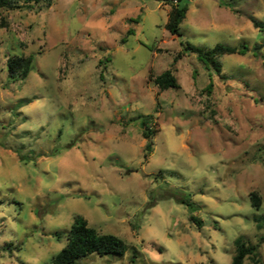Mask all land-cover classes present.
<instances>
[{"label": "clouds", "instance_id": "obj_1", "mask_svg": "<svg viewBox=\"0 0 264 264\" xmlns=\"http://www.w3.org/2000/svg\"><path fill=\"white\" fill-rule=\"evenodd\" d=\"M27 7L0 27V264H264V0Z\"/></svg>", "mask_w": 264, "mask_h": 264}, {"label": "rangeland", "instance_id": "obj_2", "mask_svg": "<svg viewBox=\"0 0 264 264\" xmlns=\"http://www.w3.org/2000/svg\"><path fill=\"white\" fill-rule=\"evenodd\" d=\"M28 1L29 0H25L24 4H21L19 2V0H15V2H17L18 5H20L22 8H20V9H14V10H8V15L7 16H5L3 13H0V27H8V28H10L17 21H24V20H26L28 18L27 12L30 11V9L27 7ZM181 3H183V0H181ZM129 22L132 23V24H137L139 21L138 20H129ZM23 27L28 32H31L33 30V28H34V23L24 24ZM101 27H102V25H101ZM132 35H135V33L133 31H131V34L128 35V36H132ZM120 43H121V41H120ZM126 43H127V40L125 39V43H121V45H124ZM138 43L143 44V41H138ZM144 47L147 48L148 45H144ZM242 70H244V69H242ZM101 79H103V77H101ZM176 82H177V88L183 87V85L181 83H179L177 80H176ZM174 89H176V88H174ZM205 91L208 92L209 94H211V87L205 89ZM157 95L159 96L160 93H157ZM160 106H161V104L158 103V106H157L158 110H159ZM152 119H153V117H152ZM155 127H156V130H158L161 133H164L169 138V142H170L171 146L175 150L180 151V150L183 149V145L180 144V143H178V141L176 139L177 133H174L173 130L169 126H167V125H165L163 123H159ZM228 139L231 140L232 138L229 137ZM248 155H249L248 153H244V156H248ZM236 183L239 184L240 186H244L245 183H250V180L246 176V174L241 173L237 177ZM251 193H253V192H251ZM251 193H249V195ZM255 193H257V192H255ZM257 194L261 197V207H264V197H262L259 193H257ZM187 202L188 201L186 200L185 203H187ZM193 217H195V216H193ZM189 221L192 222L190 220V218H189ZM202 226H203V222L200 221V227H202ZM260 226L262 228H264V220H261L260 221ZM179 264H185V261L183 259H181L179 261ZM188 264H194V262H192L191 260H189Z\"/></svg>", "mask_w": 264, "mask_h": 264}, {"label": "trees", "instance_id": "obj_3", "mask_svg": "<svg viewBox=\"0 0 264 264\" xmlns=\"http://www.w3.org/2000/svg\"><path fill=\"white\" fill-rule=\"evenodd\" d=\"M28 3H29V1H28ZM0 8H7L8 10H14V9H20L22 7L20 5H18V3L15 2V0H0ZM185 11H187L186 8L174 9V12L177 15H182ZM127 34L130 35L131 31H128ZM121 43H125V40H122ZM157 83H160L163 88H172V89L177 88L176 79L171 75V73H165V75L163 77H160L157 80ZM151 121H152V117L146 118V122L150 123ZM250 197L254 201V206L257 208H260L261 207V197L255 192L251 193ZM190 220L200 226V221L197 220L195 217H193V216L190 217ZM245 254H247V253L244 250H242L240 253V256L235 261V264H242L243 256Z\"/></svg>", "mask_w": 264, "mask_h": 264}]
</instances>
